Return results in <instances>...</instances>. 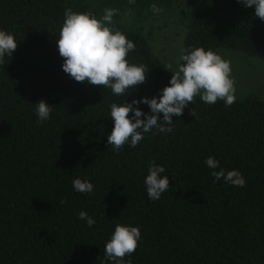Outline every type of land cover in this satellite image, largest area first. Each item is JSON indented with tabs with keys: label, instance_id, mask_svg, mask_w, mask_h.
Listing matches in <instances>:
<instances>
[{
	"label": "trees",
	"instance_id": "obj_1",
	"mask_svg": "<svg viewBox=\"0 0 264 264\" xmlns=\"http://www.w3.org/2000/svg\"><path fill=\"white\" fill-rule=\"evenodd\" d=\"M172 1L0 0V30L17 41L0 64V264H115L104 249L117 224L141 232L125 264H264L263 96L250 91L226 106L197 95L172 117L171 133L153 128L136 147L126 143L119 151L107 142L111 104L158 97L172 76L148 34L123 15ZM181 1L187 5L181 54L226 48L264 60V21L254 6ZM69 7L97 19L116 9L108 26L135 43L127 60L147 66L146 82L116 96L66 74L56 41ZM40 100L52 107L43 122ZM138 107L151 114L147 104ZM209 156L219 162L216 171L238 170L246 186L215 180ZM153 161L169 178L159 200L148 198L144 184ZM76 178L91 182L93 192L75 191ZM80 211L95 220L92 227Z\"/></svg>",
	"mask_w": 264,
	"mask_h": 264
},
{
	"label": "clouds",
	"instance_id": "obj_2",
	"mask_svg": "<svg viewBox=\"0 0 264 264\" xmlns=\"http://www.w3.org/2000/svg\"><path fill=\"white\" fill-rule=\"evenodd\" d=\"M135 0H129L134 3ZM244 7H255V16L264 21V0H238ZM153 13L162 9L152 4ZM116 9H105L101 19H97L91 12H74L70 7L65 9L64 21L57 39V47L63 58V71L77 82H87L90 85L110 88L114 95H124L129 88L146 82L147 66L144 64H129L128 53L134 51L136 45L118 29L108 25L113 23ZM17 49V41L12 34L0 30V64L4 63L5 56L11 57ZM184 61L178 64L169 84L161 90L158 97H143L133 99L131 103L110 106V117L114 122L107 142L119 151L126 143L136 147L143 139V133L156 128L158 132L171 133L173 128L172 117L182 116L184 108L194 103V97L211 105L223 100L226 106L235 102V81L231 78L230 61L224 60L211 49L191 47L179 58ZM169 69L172 65L168 66ZM147 104L151 114L144 113L139 104ZM136 106V107H134ZM52 107L44 100L36 103L38 122L50 118ZM133 115L130 117L129 113ZM163 114V120L160 114ZM191 115L195 117L194 109ZM141 117H145L142 119ZM205 164L212 169L210 175L215 180L224 179L226 183L236 187L246 186V181L238 170H231L225 174L219 162L212 156L205 159ZM165 172L162 165L154 161L148 168L144 184L148 198L159 200L169 188V178L161 176ZM73 189L80 193H92L93 184L76 178L72 181ZM64 201H61L63 203ZM78 218L85 220L88 227L95 224V220L85 211L78 213ZM141 237L139 227L117 224L111 238L105 245V260L115 264H125L124 257L135 252L138 240ZM131 264V261H127Z\"/></svg>",
	"mask_w": 264,
	"mask_h": 264
},
{
	"label": "rangeland",
	"instance_id": "obj_3",
	"mask_svg": "<svg viewBox=\"0 0 264 264\" xmlns=\"http://www.w3.org/2000/svg\"><path fill=\"white\" fill-rule=\"evenodd\" d=\"M159 13L125 11L123 18L130 24H136L148 34L153 52L175 70L180 63L181 45L186 32L184 13L187 5L181 0H173L161 5ZM222 59L230 61L231 78L234 79L235 96L254 91L264 97V60L238 50L220 48L216 52ZM169 68V67H168ZM173 75V73H171Z\"/></svg>",
	"mask_w": 264,
	"mask_h": 264
}]
</instances>
